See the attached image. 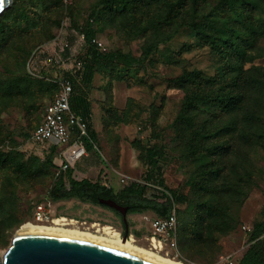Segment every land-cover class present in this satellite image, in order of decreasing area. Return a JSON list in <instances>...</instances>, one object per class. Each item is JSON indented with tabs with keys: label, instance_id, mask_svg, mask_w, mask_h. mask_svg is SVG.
Returning a JSON list of instances; mask_svg holds the SVG:
<instances>
[{
	"label": "rangeland",
	"instance_id": "374dc122",
	"mask_svg": "<svg viewBox=\"0 0 264 264\" xmlns=\"http://www.w3.org/2000/svg\"><path fill=\"white\" fill-rule=\"evenodd\" d=\"M198 3L195 11L192 0L182 7L180 0H113L111 7L104 0H11L2 11L4 24L16 27L0 45V153L8 156L0 164V211L10 217L0 232V258L25 222L52 225L50 219L62 216L73 221L65 227L99 234V226L109 225L125 234L117 210L74 197L52 199L49 190L65 169L66 146L46 148L26 137L57 91L53 70L37 72L29 66L32 53L41 46L50 49L54 40H67L76 48L74 34L90 24L105 45L103 53L117 50L136 58L130 66L91 60L89 150L103 165L102 183L114 192L137 183L145 198L171 202L161 195V178L167 189L186 197L170 203L177 241L186 221L193 231L194 226L200 229V237H193L184 253L179 247L154 249L146 236L157 214L147 209L125 214L127 237L186 264L240 259L254 246L264 259V0H245L236 7L237 15L230 13L245 22L244 37L252 36V26L256 29L254 43H241L237 65L231 63L238 78L186 24L212 13L216 0ZM191 70L215 77L226 91L234 89L238 103L231 109L198 103L183 118L191 88L178 77ZM27 80L28 92H9L8 86H23ZM149 147L158 151L159 169L148 165ZM38 204L49 220L34 218Z\"/></svg>",
	"mask_w": 264,
	"mask_h": 264
},
{
	"label": "trees",
	"instance_id": "16d2710c",
	"mask_svg": "<svg viewBox=\"0 0 264 264\" xmlns=\"http://www.w3.org/2000/svg\"><path fill=\"white\" fill-rule=\"evenodd\" d=\"M104 2L105 6L111 7L113 0H104ZM192 2L196 11L197 5L199 4L198 0H192ZM244 2L245 0H216L212 13L209 15L192 17V21L186 23L193 31L195 37L201 40L204 44L210 46L214 53L217 54L226 65L230 66L231 70L235 71V78L239 77V71L234 68H237L236 60H238L237 57L239 55V50H241V43L252 45L256 38V29H253V26L252 29L249 30V35L252 36L250 38L244 37L243 31L245 22L238 19L237 16V18H235L230 15V13L237 15L236 7ZM184 4L185 0H180V6L182 7ZM1 16L2 14H0V45L11 37L14 28L16 27L15 23L12 24L13 26H6L2 21L3 17ZM83 31L88 37L94 34L90 24H87ZM90 51L91 57L85 63L82 76L79 82L74 85V92L70 98L71 110L87 121V135L82 138L85 150H89L91 148L90 144L93 142V131L90 126V109L86 98L87 86L90 84L93 75L92 58L99 57L106 61H114L126 66H130L136 62L134 56L117 50H112L106 53L99 52L95 49H91ZM29 54L30 52L28 53V56ZM232 61H235L236 65H231ZM178 81L183 86H190L191 88V94H187L182 106L181 116L185 119L189 117L187 114H189L198 103L218 104L224 109H231L239 101V94L236 93L234 89L227 91L224 90L223 87H219V81L216 80L215 77L203 75L197 70L184 71L178 77ZM20 83L15 84L14 86H8L7 88H9V92L11 94L26 93L30 90L31 80L25 81L23 86H20ZM238 85L240 84L238 83ZM26 137H29V135H26ZM72 140L73 138H71V141ZM157 154L158 151L155 148L149 147L146 149L148 165L151 168L159 169L156 160ZM7 157V154L0 153L1 167L3 166L2 163L4 164L6 162ZM10 159L12 158H9V160ZM146 176L150 177V174H147ZM158 183L165 191L161 192V195L167 196L172 203L186 199L184 195L176 194L174 191L167 189L166 186H164L163 179L160 178ZM144 193L143 186H140L137 183H130L118 192H114L110 186L98 180L91 181L86 178L76 179L72 175V168L68 165L64 170L59 171L58 178L53 182L49 190V195L54 200L74 197L80 200L100 204L98 198H112L117 203L127 206L126 213L141 212L149 209L155 212L157 216H164L170 212L171 202L160 203L154 200V198H145ZM133 195H137V198H133ZM1 205L2 204L0 203V210L2 209ZM111 209L115 210L113 208ZM0 214L1 232L10 217L4 210H2V212L0 211ZM126 225V221L123 222L125 233L128 234V231H126ZM194 231L191 229L190 223L186 221L180 229L178 241L176 238V249L179 247L184 253L187 245L193 240V237H200V229L195 228L194 226ZM176 235L177 224L175 236ZM239 264H264V259L258 255L256 246H254L249 248V250L239 259Z\"/></svg>",
	"mask_w": 264,
	"mask_h": 264
},
{
	"label": "built area",
	"instance_id": "2783aa9c",
	"mask_svg": "<svg viewBox=\"0 0 264 264\" xmlns=\"http://www.w3.org/2000/svg\"><path fill=\"white\" fill-rule=\"evenodd\" d=\"M74 35V39L79 43L78 47H73L67 40H54L50 49L45 46L37 48L28 62L34 71L50 69L57 74V91L44 107L38 123L29 134V140L46 148L51 145H65L63 167L72 165L85 153L82 138L87 135V121L75 114L70 107L74 85L79 82L85 63L91 57L90 50L95 49L102 53L106 50L104 43L95 33L88 37L82 30ZM34 218L40 221L50 218L43 204L35 207ZM176 224L174 211L153 217L149 222V234L146 236L150 246L157 250L167 246L176 251ZM215 264H239V259L227 256Z\"/></svg>",
	"mask_w": 264,
	"mask_h": 264
},
{
	"label": "water",
	"instance_id": "95a60500",
	"mask_svg": "<svg viewBox=\"0 0 264 264\" xmlns=\"http://www.w3.org/2000/svg\"><path fill=\"white\" fill-rule=\"evenodd\" d=\"M11 0H3L0 14ZM100 204L119 211L125 222L127 207L112 198H98ZM123 238L127 237L125 233ZM0 264H161L141 255L98 241L37 230L15 232Z\"/></svg>",
	"mask_w": 264,
	"mask_h": 264
},
{
	"label": "bare ground",
	"instance_id": "6f19581e",
	"mask_svg": "<svg viewBox=\"0 0 264 264\" xmlns=\"http://www.w3.org/2000/svg\"><path fill=\"white\" fill-rule=\"evenodd\" d=\"M52 225H45V224H38L33 222H25L23 223L17 230V232L23 230H37V231H44L49 233L73 236L77 238H84L89 240L98 241L103 244H107L112 247L120 248L143 257L152 259L157 261L161 264H186L180 260L172 259L168 257L161 256L156 252H153L147 248L139 246L133 242V237H126L123 238L119 231L114 229L109 225H104L98 227L96 231L102 230L101 233H92L88 231H82L76 227H65L66 224L73 223L72 220H67L65 217H56L52 218Z\"/></svg>",
	"mask_w": 264,
	"mask_h": 264
},
{
	"label": "crops",
	"instance_id": "0c3cea01",
	"mask_svg": "<svg viewBox=\"0 0 264 264\" xmlns=\"http://www.w3.org/2000/svg\"><path fill=\"white\" fill-rule=\"evenodd\" d=\"M74 37V36H73ZM73 177L76 179L86 178L91 181L102 182V163L95 152L88 150L72 165Z\"/></svg>",
	"mask_w": 264,
	"mask_h": 264
},
{
	"label": "flooded vegetation",
	"instance_id": "af4514ba",
	"mask_svg": "<svg viewBox=\"0 0 264 264\" xmlns=\"http://www.w3.org/2000/svg\"><path fill=\"white\" fill-rule=\"evenodd\" d=\"M122 205V204H121ZM123 206H125V205H123ZM127 207V206H126ZM50 218H48L47 220H49ZM50 221H52V219H50ZM123 217H121V223H122V225H123ZM120 234H121V232H120Z\"/></svg>",
	"mask_w": 264,
	"mask_h": 264
},
{
	"label": "snow or ice",
	"instance_id": "6c2138e0",
	"mask_svg": "<svg viewBox=\"0 0 264 264\" xmlns=\"http://www.w3.org/2000/svg\"><path fill=\"white\" fill-rule=\"evenodd\" d=\"M3 3V0H0V4H2Z\"/></svg>",
	"mask_w": 264,
	"mask_h": 264
}]
</instances>
